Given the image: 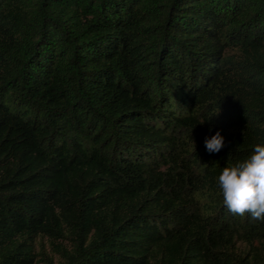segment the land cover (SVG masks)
<instances>
[{
    "label": "trees",
    "instance_id": "obj_1",
    "mask_svg": "<svg viewBox=\"0 0 264 264\" xmlns=\"http://www.w3.org/2000/svg\"><path fill=\"white\" fill-rule=\"evenodd\" d=\"M261 124L264 0H0V264H264Z\"/></svg>",
    "mask_w": 264,
    "mask_h": 264
},
{
    "label": "clouds",
    "instance_id": "obj_2",
    "mask_svg": "<svg viewBox=\"0 0 264 264\" xmlns=\"http://www.w3.org/2000/svg\"><path fill=\"white\" fill-rule=\"evenodd\" d=\"M205 147L209 153H219L225 138L216 132L205 139ZM217 186L228 212L264 223V143L257 144L248 158L223 168Z\"/></svg>",
    "mask_w": 264,
    "mask_h": 264
},
{
    "label": "rangeland",
    "instance_id": "obj_3",
    "mask_svg": "<svg viewBox=\"0 0 264 264\" xmlns=\"http://www.w3.org/2000/svg\"><path fill=\"white\" fill-rule=\"evenodd\" d=\"M240 247H242L240 245ZM44 250H45V253L49 256V257H52L53 258V262L54 264H60V259L58 258V256L56 254H54V252L50 249V246L49 244L47 243L46 240H44ZM34 264H45V261L43 259L42 256H38L37 257V260Z\"/></svg>",
    "mask_w": 264,
    "mask_h": 264
}]
</instances>
